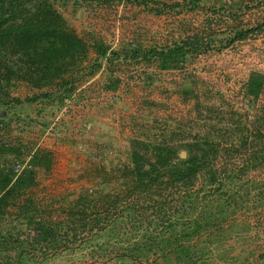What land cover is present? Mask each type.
Segmentation results:
<instances>
[{
  "label": "trees",
  "instance_id": "trees-1",
  "mask_svg": "<svg viewBox=\"0 0 264 264\" xmlns=\"http://www.w3.org/2000/svg\"><path fill=\"white\" fill-rule=\"evenodd\" d=\"M123 1L157 16L179 9L213 17L170 45L116 50L69 24L68 8H85L82 0H0V264H157L167 258L174 264L249 263L253 253L236 257L231 242L255 243L251 233H260L264 112L249 122L248 114L230 110L229 120L206 122L197 133L143 120L123 143L127 157L104 167L91 188L48 199L36 188L40 176L52 174L54 152L14 144L4 135L12 105L23 102L12 97L19 85L41 91L28 103L43 99L62 106L104 66L110 74L106 90L117 91L120 80L110 66L121 57L160 71L182 70L202 54L264 34V23L215 28L229 12L220 9L216 17L217 6L208 0ZM242 91L246 107L256 108L264 73L252 71ZM66 126L57 122L54 133ZM17 163L25 165L18 175Z\"/></svg>",
  "mask_w": 264,
  "mask_h": 264
},
{
  "label": "rangeland",
  "instance_id": "rangeland-1",
  "mask_svg": "<svg viewBox=\"0 0 264 264\" xmlns=\"http://www.w3.org/2000/svg\"><path fill=\"white\" fill-rule=\"evenodd\" d=\"M82 1L86 3L85 8L80 7L75 11L73 6H70L66 12V18L78 34L89 41L92 40L91 35H94L116 50H124L133 45L149 47L154 42L163 46L160 42L164 38L165 22L159 16L123 0ZM201 18L203 20L202 16L197 15L194 20L197 22ZM205 18L204 22L208 17L205 16ZM150 36H154L156 40L150 43ZM263 37L264 34H261L258 38L250 40L257 41ZM247 46L248 43H235L230 48L211 52V55L208 54V57L200 61H197L198 57H196L186 63L180 75L175 78L165 76L164 81L159 79L160 83L167 84V87L164 85L163 90L160 89L162 86H159L155 87L153 93H145L143 89L138 88L125 94L121 92L123 97H118V101L122 102V98L133 97L140 99L138 105L152 109L146 120L139 115L126 114L127 121L131 124L134 121L141 123L145 120L147 125L157 121L174 127L182 126L186 130L192 129L197 133L204 129L206 122L213 121L218 124L222 119L229 120L230 110H239L242 114H248L246 119L253 122L258 112L261 114L264 112V94L260 97L256 108L246 107L242 91L246 81L241 77V66L245 65L243 60L247 58ZM250 50L251 53H255V59L250 61L249 65L254 69L253 71L264 73V66H261L264 63V39L254 42V45L251 44ZM36 94H41V91H32L23 84L12 92L13 98H20L23 102L12 105L13 118L7 121L9 127L4 131V135L14 144L26 147L41 146L54 152L53 172L49 177H39L40 186L36 188L38 195L48 199L60 194H74L81 189L91 188L104 167L111 166L113 162L123 161L127 157L123 143L121 148H111L112 150L107 152L109 154L114 151L115 154L106 155V152H103L101 153L103 159H99L96 156L88 157L89 154L82 151L79 144L75 146L73 144L74 147H70L69 140L66 141L57 135L55 136L58 140H55L52 135L46 136L64 104L60 106L59 101L50 102L43 99L33 104L25 101ZM78 99L77 93L76 102ZM197 102L200 104L199 108L195 106ZM112 105L114 104L110 103L107 109L114 108ZM141 115L145 116V112ZM61 122L66 124L64 120ZM48 124L50 126L46 128ZM63 131L64 129H61L59 133ZM65 147L70 149L66 150ZM258 222L260 233H264V213ZM251 235L256 236V233ZM231 244L235 245L233 254L237 255L243 253V248H258V240L244 245L235 241ZM245 256L241 255L242 258ZM157 264H174V261L171 258L161 259Z\"/></svg>",
  "mask_w": 264,
  "mask_h": 264
},
{
  "label": "crops",
  "instance_id": "crops-1",
  "mask_svg": "<svg viewBox=\"0 0 264 264\" xmlns=\"http://www.w3.org/2000/svg\"><path fill=\"white\" fill-rule=\"evenodd\" d=\"M208 1H210V5L216 4L217 8H215V10L218 13L216 17H219L221 13L220 9L224 8L229 12V17H223L222 23L213 25L215 28L224 29L226 25H229L230 29H236L239 25L254 26L257 23H264V0ZM139 9L144 8L140 7ZM197 15L202 16L203 20L201 18L196 22L194 17ZM205 16L210 17L212 13L203 10L189 12L179 9H168L167 12L159 16L165 22L163 30L164 38L162 42H160L162 43L161 45H170L195 33L197 30L203 29L204 26L206 27L207 25V23L204 22V19H206ZM263 39L264 37L257 41L247 39L238 42L242 44L248 43L246 50L247 58L245 61L243 60L245 65L242 64L241 66V77H243L244 81L248 79L250 73L254 70L249 65V62L255 59V53H251L250 46L251 44L254 45V42H259ZM154 40H156L155 37L150 36L149 42L151 43ZM208 54L211 55L212 53L209 52L198 56L197 61H200L204 57H208ZM112 65L110 67L113 70V76L120 80L119 89L117 91L106 90L105 87L110 79V74L108 69L104 66L101 71L77 90L79 99L66 120L67 128L62 133L57 131L56 134L52 135L55 140L57 139L55 135H57L66 141H71V143L68 142L70 147L79 144L80 149L89 154L88 157L97 156V154L103 152L107 153L109 150H112L111 148H121L122 143L136 132L137 122L134 121L130 124V122L127 121L128 116H126V114L139 115L145 120L149 117L148 113H150L152 109L151 107L148 109L147 106L142 107L138 105L137 103L140 99L137 100V98L127 97V99L122 98V102H120L118 101L120 96L123 97L122 95L128 91L132 92L135 90L134 88H136V90L137 88L143 89L145 93H153L155 87L159 86H162L160 89L163 90L164 85L167 87L165 82H159L160 80L164 81L163 77L174 76L175 78L182 72V70L160 71L152 64H147L139 58L127 59L121 57L115 60ZM261 66H264V63L261 64ZM126 68L127 70H125ZM229 71H231V69H229ZM148 78L152 80L150 81ZM121 92L123 94H121ZM112 93H118L120 95L116 101L117 104L115 105L113 103L114 105H112L114 108L107 109L108 105L110 106L107 99ZM142 112H145V116L141 115ZM57 130L60 131V128ZM80 131L81 134L78 135ZM70 147H65L64 149L68 150ZM251 236L252 238L256 237L258 240L257 252H254V247L243 248V253L233 255L236 257L246 255L245 257H249L250 253H253V257L249 258V263L236 264H264V233ZM243 261L245 262V259Z\"/></svg>",
  "mask_w": 264,
  "mask_h": 264
},
{
  "label": "built area",
  "instance_id": "built-area-1",
  "mask_svg": "<svg viewBox=\"0 0 264 264\" xmlns=\"http://www.w3.org/2000/svg\"><path fill=\"white\" fill-rule=\"evenodd\" d=\"M120 94L118 93H112L107 101L111 104H115L116 101L118 100V97H119ZM76 99H77V92L73 93L72 95L66 97L64 99V105L63 107L61 108L58 116L56 117L55 119V124L57 122H60L61 120H64L66 121L67 118L69 117L70 113H71V110L72 108L75 106L76 104ZM55 124H53V126L50 128V130H48V132L46 133V136H51L54 134V126ZM25 165L24 164H21V163H17V165L15 166V173L18 175L22 172V170L24 169Z\"/></svg>",
  "mask_w": 264,
  "mask_h": 264
},
{
  "label": "water",
  "instance_id": "water-1",
  "mask_svg": "<svg viewBox=\"0 0 264 264\" xmlns=\"http://www.w3.org/2000/svg\"><path fill=\"white\" fill-rule=\"evenodd\" d=\"M180 156H181V158H185V157H186V152H182V153L180 154Z\"/></svg>",
  "mask_w": 264,
  "mask_h": 264
}]
</instances>
